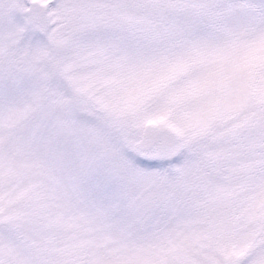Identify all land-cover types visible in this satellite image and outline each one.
<instances>
[{"label": "snow or ice", "instance_id": "snow-or-ice-1", "mask_svg": "<svg viewBox=\"0 0 264 264\" xmlns=\"http://www.w3.org/2000/svg\"><path fill=\"white\" fill-rule=\"evenodd\" d=\"M0 264H264V0H0Z\"/></svg>", "mask_w": 264, "mask_h": 264}]
</instances>
